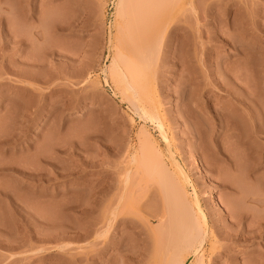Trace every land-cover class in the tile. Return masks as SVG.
<instances>
[{
    "label": "rangeland",
    "instance_id": "374dc122",
    "mask_svg": "<svg viewBox=\"0 0 264 264\" xmlns=\"http://www.w3.org/2000/svg\"><path fill=\"white\" fill-rule=\"evenodd\" d=\"M122 1L0 0V264H264V0Z\"/></svg>",
    "mask_w": 264,
    "mask_h": 264
},
{
    "label": "bare ground",
    "instance_id": "6f19581e",
    "mask_svg": "<svg viewBox=\"0 0 264 264\" xmlns=\"http://www.w3.org/2000/svg\"><path fill=\"white\" fill-rule=\"evenodd\" d=\"M120 1H122V0H120ZM122 2H123V1H122ZM149 4H150V1L148 2V5H149ZM139 32H140V31H139ZM143 32H144V31H143ZM122 34H124L123 31H122ZM124 35H125V34H124ZM139 35H140V34H139ZM124 38H125V36H124ZM124 38H123V39H124ZM124 45H125V44H124ZM128 45H130V43H129ZM125 46H127V43H126ZM125 46H124V47H125ZM128 47H129V46H128ZM128 47H127V48H128ZM127 48H125V49H127ZM128 50H129V49H128ZM128 50H127V51H128ZM129 53H130V50H129ZM127 54H128V53H127ZM131 54H132V53H131ZM119 55H121V54H119ZM121 56H122V55H121ZM121 56H120V57H121ZM116 57H117V56H116ZM123 58L127 60L126 56H124V55H123L122 58H119V56H118V60H120V61H121V59H122V61H123ZM126 60H125V63H127ZM128 61H129V60H128ZM150 62H151V66H152V65H153V60L151 59ZM117 63H118V62H117ZM123 63H124V62H123ZM127 66H128V64H127ZM112 68H113V67H112ZM121 80H122V79H121ZM124 84H125V83H124ZM127 85H128V84H127ZM128 86H129V85H128ZM129 87H130V86H129ZM132 88H133V87H132ZM125 89L127 90L128 88L125 87ZM233 98H234V100L236 101V102L234 101V103H235L236 105L242 103L240 97H237V96L235 97V96H234ZM156 102H157V101H156ZM234 103H233V104H234ZM240 105H241V104H240ZM234 106H235V105H234ZM238 106H239V105H238ZM150 109H151V108H150ZM150 109H149V110H150ZM249 116L252 117L253 120H254V121H253V126H254V128H257V120H256V117L254 118V116H253L252 114H249ZM138 151H139V150H138ZM136 155H137V154H136ZM139 155H140V154H139ZM139 155H137V156H139ZM134 156H135V155H134ZM137 159H139V158L137 157ZM134 160H135V158H134ZM136 162H137V161H136ZM175 168H176V167H175ZM181 169H182V168H181L180 166H177L175 172H176V173H180V172H181ZM175 172H174V173H175ZM178 175H179V174H178ZM176 177H178V176H176ZM176 177H175V178H176ZM173 178H174V177H173ZM175 178H174V179L171 178L172 182H171V181H170L171 183L169 182L170 185H171V184L173 185V183H174V184L177 183V184H176L177 186H179L180 184H181V185L183 184V183H181V182H180L179 184H178V182H176V181H179V179H178L179 177H178L177 179H175ZM168 180H169V179H168ZM175 180H176V181H175ZM174 181H175V182H174ZM180 181H181V179H180ZM184 184H185V183H184ZM184 184H183V186H181V189H180V187H179L180 190L177 189V191L174 190L176 185H175V186L173 185L174 187L171 185V186L174 188V189H172L173 193H174V192H178V190H179L180 192H182V191L184 190ZM177 186H176V187H177ZM182 188H183V190H182ZM183 193H184V191H183ZM194 193H195V192H194ZM184 194H185V193H184ZM184 194H183V195H184ZM184 197H186V196L184 195ZM186 199H187V198H184L183 202H181V200L178 199V201H179L178 203L181 204V207H183V208L185 209V210H184L185 213L183 214V222H185V225H184V224H183V225L186 226V229L189 230L190 235H191V236L193 235L192 238L195 239L196 237H194V235L196 234L195 236L199 237L200 235H202V234H201L202 232L200 233L199 230H201V228L203 229L202 222H201V221H203V220H200V219H199L200 216H199V212H198L199 209H200V208H199L200 205H199V203H198L197 198L195 197V199H194V201H193V204H194V207L196 208V206H197V209H198V210L196 209V212H195V209H194V207H193L192 202H187ZM190 203H191L192 206L190 205ZM196 213H197L198 216L196 215ZM203 237H204V236H203ZM194 241H195V240H194ZM199 242H200V241H199ZM195 253L197 254V250H195ZM195 253H192V254H195ZM179 264H181V263H179Z\"/></svg>",
    "mask_w": 264,
    "mask_h": 264
}]
</instances>
